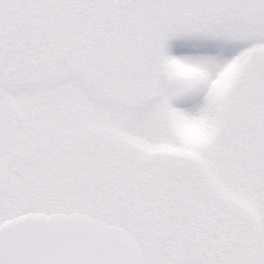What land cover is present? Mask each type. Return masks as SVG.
Returning a JSON list of instances; mask_svg holds the SVG:
<instances>
[{
	"label": "snow or ice",
	"instance_id": "6c2138e0",
	"mask_svg": "<svg viewBox=\"0 0 264 264\" xmlns=\"http://www.w3.org/2000/svg\"><path fill=\"white\" fill-rule=\"evenodd\" d=\"M0 264H264V0H0Z\"/></svg>",
	"mask_w": 264,
	"mask_h": 264
}]
</instances>
